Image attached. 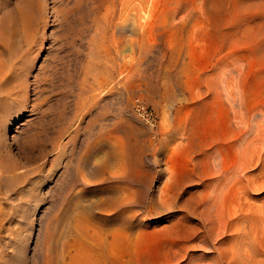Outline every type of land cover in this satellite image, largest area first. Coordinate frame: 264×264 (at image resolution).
<instances>
[{
    "label": "rangeland",
    "instance_id": "1",
    "mask_svg": "<svg viewBox=\"0 0 264 264\" xmlns=\"http://www.w3.org/2000/svg\"><path fill=\"white\" fill-rule=\"evenodd\" d=\"M24 1L0 0L15 37L3 59L30 67L23 106L0 103V162L16 168L0 178V264H186L173 256L197 227L183 212L202 190L191 171L229 174L245 147L264 159L259 119L238 133L264 105V0H40L28 28ZM246 193L262 207L263 186Z\"/></svg>",
    "mask_w": 264,
    "mask_h": 264
},
{
    "label": "bare ground",
    "instance_id": "2",
    "mask_svg": "<svg viewBox=\"0 0 264 264\" xmlns=\"http://www.w3.org/2000/svg\"><path fill=\"white\" fill-rule=\"evenodd\" d=\"M30 2L31 3L29 4H25L24 1L25 5H22L19 11L23 16L24 24L27 23L25 26L26 28H28L29 23L31 22V17L27 20L29 12L34 11L35 14L40 13V0H35L34 2L31 0ZM24 17L26 19L25 21ZM2 30L3 29L0 24V103L3 104V102H8L6 100L7 98L9 100V104L7 103L9 107L7 108L10 110L11 108L17 107L18 103L21 104V101L23 102V100H25V96L21 97L20 93L26 84L30 67L28 66V62L18 68H15V65L8 66L6 64L3 56L8 52L11 54L14 53V51L10 49L9 43L14 40L15 37L11 36L9 37L10 39L6 38ZM33 44L34 46L38 45L35 39L33 40ZM3 96L6 98L4 99ZM4 104L7 105L6 103ZM21 106H23V104H21ZM247 115L251 116L252 120L255 118L259 119L258 123L255 124V127H257L259 132L255 137L253 136L254 139L252 138L253 140H251L253 142H249L252 143L251 146L255 144L258 148H260L263 156L264 105L257 103L252 105L251 108L245 110L243 119H240V123H238L240 125V130L238 131L239 134H243V130L246 129ZM235 132H237V130ZM256 132L257 131H255V133ZM247 147L249 148L250 146ZM245 148L242 150L241 154L238 152L243 163L240 162L241 164H237L235 169H232L233 171L229 170L228 167L227 169L231 171L229 174L223 170L225 168L222 164H201V172L198 171L199 169L196 170L195 168L191 171V175L198 177L201 181L200 185L202 186V190L194 193L187 201H185L183 212H185L184 215L186 216L195 217L197 220V227H195L196 231L194 230L195 233L192 238L187 236L186 233L184 235L182 233L183 237L180 239V243L182 244L178 247L175 255L173 256L175 261H187L186 264H193L195 261L201 262V264H264V204L261 208H256L246 201V192L248 189L256 188L257 190L262 186L264 187V164H261L264 162V159L257 158V161L260 160L261 162L258 165L250 164V160L252 159L251 161H253L254 156L251 158L245 154L247 152V149L245 150ZM253 152L256 151L253 150ZM259 153H256L258 154V157ZM247 157H249L250 160ZM246 158L248 160H246ZM3 163L4 162H0V164H2L1 168L3 169L0 173V178L4 177V179H11V174L16 170V168L12 164ZM196 165L198 166V164ZM252 165L257 168L256 171H254L256 172V175L252 177V180L248 178L246 179L245 171ZM6 174L8 176H5ZM226 174H228V176ZM215 175L218 177L217 181L206 183L207 181L209 182V180ZM190 178L187 176L184 178V181L189 182L191 180ZM242 180H244V182ZM228 192H231L232 194L229 203L225 205L224 197ZM182 223L184 225L187 224L184 221ZM190 242H196L195 248L197 249L196 251L193 250V253H189L190 247L186 245ZM122 246H124L125 249H128L130 244L126 239H123ZM196 252H201V254L194 256ZM112 253L114 254V252ZM112 253L109 254L111 258H113ZM173 259L171 260L172 262H174Z\"/></svg>",
    "mask_w": 264,
    "mask_h": 264
},
{
    "label": "built area",
    "instance_id": "3",
    "mask_svg": "<svg viewBox=\"0 0 264 264\" xmlns=\"http://www.w3.org/2000/svg\"><path fill=\"white\" fill-rule=\"evenodd\" d=\"M133 113L137 117V119L141 121L142 123L150 127L155 126L156 117L153 111L139 99L134 100Z\"/></svg>",
    "mask_w": 264,
    "mask_h": 264
}]
</instances>
